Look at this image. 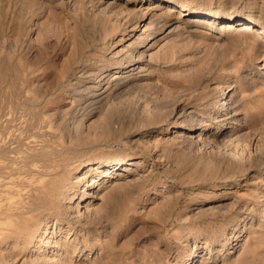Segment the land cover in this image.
<instances>
[{"label": "rangeland", "instance_id": "1", "mask_svg": "<svg viewBox=\"0 0 264 264\" xmlns=\"http://www.w3.org/2000/svg\"><path fill=\"white\" fill-rule=\"evenodd\" d=\"M173 1L0 0V264H264V0ZM84 62L132 79L75 101ZM60 163L89 234L23 247L7 223Z\"/></svg>", "mask_w": 264, "mask_h": 264}, {"label": "bare ground", "instance_id": "2", "mask_svg": "<svg viewBox=\"0 0 264 264\" xmlns=\"http://www.w3.org/2000/svg\"><path fill=\"white\" fill-rule=\"evenodd\" d=\"M164 3H166L165 5L167 6H169L168 4H173V6H175L173 0H164ZM175 11L178 14L176 18H180L182 15L186 16L191 13L202 16L200 19H202V22L206 23L207 25H213L218 21V18L211 13H206V15H203L204 13H202L200 10L195 8L188 9L185 7V5L177 7ZM225 18L227 17L224 16L223 19ZM246 20H248L249 23L240 28L244 29L246 32H249L255 27V23L250 18ZM223 26H225L224 30L236 28V26L231 23L220 21V29ZM175 27L179 28L178 25ZM261 28L263 27L261 26ZM146 29L147 27L145 26L143 30ZM149 32L151 31H148L146 34H144L141 47H144V42L151 39V33ZM83 51L84 50L82 49L81 52ZM144 56V50H137L135 48L131 49L127 55L122 56L118 61L114 62L116 65L115 68L117 69V67L121 66L123 64V60H126V63H130L133 60L144 59ZM87 62H84L85 64H83V67L80 70H77L76 72L74 71L72 73L71 79L69 78L70 81H72L70 83L72 84L71 86H74V91L72 93L79 95L75 101L80 100L81 103L87 101L86 103L89 104L105 103L117 94L116 93L113 95L115 91L124 88L132 79V77L129 75L121 76L120 74L117 75L114 73L113 77H109L110 71L105 68V64L100 66V63L95 65L93 62ZM102 69L103 71L99 73V71ZM117 72L118 71L115 73ZM97 88L99 89L95 90ZM84 92L87 93L86 96H83L82 93ZM183 109L184 106L182 107V110ZM114 165L116 164H113V166ZM71 170L72 169H68L64 164L60 163L43 172L46 177L40 179L38 184L32 188L33 192L30 193L31 195L29 194V199L21 203V208L15 212L17 215L15 216L16 218L14 220H9L10 222L7 223V227L5 228L7 232L5 231L4 234L11 236L10 239H13L15 242H22L21 245L25 247L27 246V243L31 241L34 233L42 228L41 225L44 224V222L49 221L50 217L56 221L60 228H62L63 224L66 223L68 228H74L75 230L77 228L79 230L86 229L87 234H89L91 221H86V219L83 220L84 218H82L80 215H76L72 218V216L68 213V206L66 203L71 200L72 194H76V190L73 189L75 185L70 181ZM78 182L84 184L86 180L82 179ZM91 183L93 182L91 181ZM6 215H3V217Z\"/></svg>", "mask_w": 264, "mask_h": 264}]
</instances>
